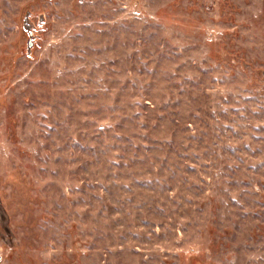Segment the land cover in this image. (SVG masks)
<instances>
[{
	"label": "rangeland",
	"instance_id": "obj_1",
	"mask_svg": "<svg viewBox=\"0 0 264 264\" xmlns=\"http://www.w3.org/2000/svg\"><path fill=\"white\" fill-rule=\"evenodd\" d=\"M0 264H264V0H0Z\"/></svg>",
	"mask_w": 264,
	"mask_h": 264
},
{
	"label": "water",
	"instance_id": "obj_2",
	"mask_svg": "<svg viewBox=\"0 0 264 264\" xmlns=\"http://www.w3.org/2000/svg\"><path fill=\"white\" fill-rule=\"evenodd\" d=\"M0 261H1V257H0Z\"/></svg>",
	"mask_w": 264,
	"mask_h": 264
}]
</instances>
